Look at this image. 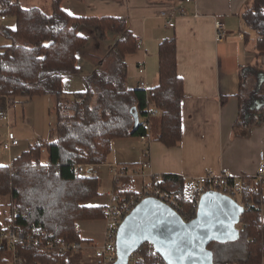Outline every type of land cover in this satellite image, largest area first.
Returning <instances> with one entry per match:
<instances>
[{
  "label": "trees",
  "instance_id": "1",
  "mask_svg": "<svg viewBox=\"0 0 264 264\" xmlns=\"http://www.w3.org/2000/svg\"><path fill=\"white\" fill-rule=\"evenodd\" d=\"M175 4V0H160ZM61 0L52 1V11L37 6L24 7L20 0H0V15L15 19V28H0L10 41L0 46V108L17 97L27 101L35 95H53L56 99L55 125L46 140L37 139L28 149L0 165V197L9 198L10 212L5 218L20 226L24 234L32 228L44 240L85 241L74 228L77 220L102 219L101 205L88 204L100 195L97 176L75 173L77 164L102 165L107 161L111 142L116 138L151 136L152 109L159 114L158 131L153 139L167 147L181 139V103L184 83L177 72L176 39H163L158 47V83L153 88H129L126 84V56L134 53L136 37L116 16L83 17L67 13ZM246 26L256 33L255 50L264 54V0H252L242 13ZM100 40L107 33L116 39L104 55V61L85 77V89L62 100L64 76L79 72L78 55L88 43L84 29ZM90 33V34H91ZM245 39L248 36L245 35ZM262 68L255 64L240 68L238 112L232 125L234 137H248L252 127L264 121V81L258 82ZM254 81L246 93L247 78ZM225 96L222 101H225ZM222 102V103H223ZM139 124L135 130L134 112ZM45 148V160L41 151ZM161 186L180 189L184 178L163 174ZM127 185L126 179H121ZM263 181L241 180L244 201L249 203L239 215L238 237L213 241L208 245L213 264H260L264 258ZM112 184V189H116ZM183 219L192 216L189 206L179 210ZM239 226V227H237ZM140 264H166L149 242L141 246ZM21 264H67L64 256L49 253L33 244H18ZM10 259L9 250L0 249V264Z\"/></svg>",
  "mask_w": 264,
  "mask_h": 264
},
{
  "label": "crops",
  "instance_id": "2",
  "mask_svg": "<svg viewBox=\"0 0 264 264\" xmlns=\"http://www.w3.org/2000/svg\"><path fill=\"white\" fill-rule=\"evenodd\" d=\"M52 1L31 0L32 6L50 13ZM251 4L252 0H179L178 4L160 0H61L60 7L71 15L119 17L136 38L142 39V48L125 59L129 88H136L140 80L145 88L157 85L159 44L165 38L176 39L177 72L184 83L180 142L167 147L153 139L159 128V115H156L149 121L150 138L142 140L139 136H130L113 139L107 161L101 167L108 169L109 164L136 166L144 160L142 152L146 151L151 170L161 175L174 174L186 179L210 170L215 173L225 170L240 183L244 178L256 177L259 153L264 152V121L252 127L248 137L232 135V125L238 112L240 68L259 65L263 73L259 74L258 82L264 81V54L258 55L254 49L256 33L242 20L244 9ZM161 12L173 17L174 27L165 24ZM216 16L222 19L226 32L220 41L215 39ZM15 24L14 18L6 17L0 21V28L14 29ZM79 55L77 65L80 70ZM95 63L88 68L87 76L96 68ZM139 63L144 64L143 74L137 70ZM65 79L66 76L62 81L63 88ZM248 80L246 93L254 85L249 77L245 86ZM224 96L226 99L223 102ZM10 161L9 157L7 164ZM263 184L264 181V195ZM109 186L112 188L111 179ZM104 193L98 198H105ZM261 220L264 222V205ZM260 264H264V258Z\"/></svg>",
  "mask_w": 264,
  "mask_h": 264
},
{
  "label": "built area",
  "instance_id": "3",
  "mask_svg": "<svg viewBox=\"0 0 264 264\" xmlns=\"http://www.w3.org/2000/svg\"><path fill=\"white\" fill-rule=\"evenodd\" d=\"M190 2L192 0H184ZM183 12V10H180ZM160 16L165 19L168 27H174V19L166 12H161ZM6 16L0 15V21ZM215 39L220 41L226 34L220 16L214 18ZM142 48V39L136 38V49ZM139 74H143L145 67L143 63L137 66ZM139 89H145L144 82L139 81ZM157 109H152L145 119L147 125L149 119L159 115ZM0 119L7 121L4 109H0ZM140 139L147 140L146 135H140ZM19 144L11 130L7 132V140L3 144L4 149ZM45 154L46 150L43 151ZM144 160L130 167L126 165L109 164L108 170L112 174V184H116V189L107 190L104 193L105 202L101 204V211L105 219V231L101 245H96L91 240L85 241H65V240H44L43 235L37 229L32 228L31 234H24L22 228L11 221L0 220V249L9 250L10 259L6 264H21L22 259L17 255L16 246L18 244H33L41 247L49 253H57L66 259L77 258L76 264H113L117 259L116 235L124 217L142 200L148 197L158 199L173 208L177 213L183 210V206H189L193 215H187L185 221H189L195 216L200 199L207 191H216L224 194L239 205L249 207V203L244 201L243 188L240 182L232 178L225 170L220 173L207 171L199 176H191L184 179L180 189H166L161 186L162 175L151 170V164L147 159V152L143 151ZM101 165L97 164H77L74 167L75 173L86 176H97ZM256 178L264 181V152L259 153V164L257 166ZM121 179L127 180V185H123ZM75 230L79 233L80 224L74 223ZM151 245V244H150ZM152 246V245H151ZM142 254L140 247L131 252L126 264H140Z\"/></svg>",
  "mask_w": 264,
  "mask_h": 264
},
{
  "label": "water",
  "instance_id": "4",
  "mask_svg": "<svg viewBox=\"0 0 264 264\" xmlns=\"http://www.w3.org/2000/svg\"><path fill=\"white\" fill-rule=\"evenodd\" d=\"M135 130L139 124L134 114ZM244 207L216 191H207L195 216L185 221L179 213L155 198L142 199L123 219L116 235L117 259L126 264L131 252L149 242L166 264H213L208 245L238 237L236 228Z\"/></svg>",
  "mask_w": 264,
  "mask_h": 264
},
{
  "label": "rangeland",
  "instance_id": "5",
  "mask_svg": "<svg viewBox=\"0 0 264 264\" xmlns=\"http://www.w3.org/2000/svg\"><path fill=\"white\" fill-rule=\"evenodd\" d=\"M31 0H21L23 6H32ZM175 4L179 0L174 1ZM50 14V12H45ZM84 33L88 35L89 41L82 53L79 55V63L81 69L79 74L66 75L64 88V96L62 100H67L72 97V94L85 89L84 79L89 73V69L93 66L97 67L100 62H103L104 55L109 51L114 43L113 33H109L105 40H100L91 33V29H84ZM91 33V34H90ZM9 39L0 33V44L9 43ZM89 68V69H88ZM248 79V78H247ZM251 79V78H250ZM249 80L245 88H249ZM24 97H17L13 102H7V108L4 112L7 115V121L0 120V165L7 164L9 157L13 159L21 151L27 149L37 139L46 140L49 135V130L55 125L56 116L54 105L56 99L53 95H35L27 101H21ZM11 130L18 139V147H12L10 150L3 149V143L6 142L7 132ZM41 151V157L45 159L46 154ZM98 171L99 192L103 194L107 190H111L110 179L112 182V174L105 167H101ZM109 188V189H108ZM264 191V184H263ZM105 202V198L100 196L92 199L88 204L99 205ZM10 212L9 198L7 196L0 197V220L7 218ZM75 223L80 224L79 235L83 238L91 239L96 245H101L103 234L105 231V219L95 220H77ZM239 227V226H237ZM77 258L67 259V264H76Z\"/></svg>",
  "mask_w": 264,
  "mask_h": 264
}]
</instances>
